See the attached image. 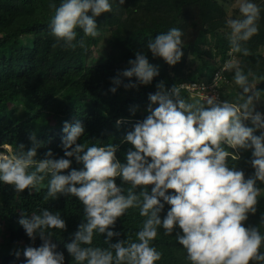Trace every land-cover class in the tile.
Segmentation results:
<instances>
[{
  "label": "clouds",
  "instance_id": "9594fccd",
  "mask_svg": "<svg viewBox=\"0 0 264 264\" xmlns=\"http://www.w3.org/2000/svg\"><path fill=\"white\" fill-rule=\"evenodd\" d=\"M114 2L121 6L125 0H60L58 6L49 0V8L54 9L49 20L53 47L83 48V36L98 35L95 17L110 13ZM234 6L240 15L225 21L230 29L229 55L248 56L244 43L259 32L264 0H234ZM76 29L83 32L79 40ZM183 35L180 28L171 27L148 39L145 48L153 57L175 65L183 55ZM128 64L121 74L135 76L136 82L129 81L126 89L147 85L158 75V67L149 63L144 49ZM223 72L232 73L231 83L239 89L235 102L207 92L185 98L181 96L185 85L166 89L163 81L157 83L155 93L148 96L149 114L123 137L132 146L124 163L116 158V145L78 144L82 124L64 122L60 158H53L48 150L36 159L40 145L35 137L26 151L23 145L15 149L0 145L8 149L7 153L0 151V183L12 185L16 192L27 188L29 193H39L47 177L44 200L55 199L57 194L78 198L83 222L65 245L73 264H156L162 253L151 242L158 229H163L164 236L174 234L188 264H264V233L260 231L264 213L259 224L244 223L257 211V197L262 192L257 182L264 183V114L254 111L259 91L249 77L258 78L250 69L245 73L235 56L223 63L214 79L222 80ZM112 84L115 86L109 91L114 93L121 81L115 77ZM120 123L118 119L116 124ZM257 130L259 135H254ZM240 149H252L253 172L247 178L243 170L229 166V158L239 159ZM69 158L83 167L70 169ZM65 169L70 170L64 173ZM117 177L129 185L126 190L116 184ZM138 186L139 192L135 191ZM165 205L169 207L161 217ZM129 209H137L143 218L135 240L128 237L111 243L120 236L112 230L117 218ZM18 223L30 239L42 241L38 247L24 248L23 264H64L63 253L50 242L53 229L66 227L59 213L45 208L30 215L22 211ZM94 233L105 234L106 247L93 245ZM15 255L19 257L20 251Z\"/></svg>",
  "mask_w": 264,
  "mask_h": 264
},
{
  "label": "trees",
  "instance_id": "16d2710c",
  "mask_svg": "<svg viewBox=\"0 0 264 264\" xmlns=\"http://www.w3.org/2000/svg\"><path fill=\"white\" fill-rule=\"evenodd\" d=\"M59 2L55 0L57 6ZM48 5L49 0H0V145H8L12 149L23 145L26 151L32 147L31 137H35L40 145L36 150V159L43 158L48 150H51L53 158L62 157L64 122L70 125L79 122L84 132L78 138V144L116 145V158L124 163L125 155L132 146L123 141V137L137 121L149 114L147 112L142 115L141 112L147 109L148 96L155 93L157 83L163 81L167 89L181 82L208 76L211 78L213 70L205 64H201L203 69L196 75L183 77L179 71L183 55L173 65L169 75L167 63L160 57H153L145 48L148 39H154L160 32L174 27L183 6L197 5L204 32L210 39H214L219 56L218 67L232 56H237L240 61L238 55L246 58L240 53L228 55L229 41L218 32L223 28V20H217L220 9L214 0H125L121 6L114 2L110 13H101L95 17L98 28L96 37L83 36V32L76 29L77 40L83 36L85 46H77L75 49L59 45L53 47L55 37L49 28V20L54 9L44 10L43 7ZM115 10L126 13L124 22L118 21L113 14ZM258 24V34L244 43L250 52H255L260 45L264 46V11L261 12ZM116 42L127 47V60L134 59L135 53L144 49L149 63L158 67V75L153 77L151 83L136 88L124 87L129 81L136 82V77H124L121 74L130 67L127 60L123 66V59L118 54L106 57V52L116 50ZM92 47L101 53L94 65L89 66L86 60L91 55ZM191 47L195 53L201 54L196 44ZM110 58L115 60L114 68L108 66ZM244 71L248 72L247 69ZM226 74L231 81L232 73ZM115 77L120 79L121 84L116 86L113 93L109 89L115 86L112 84ZM225 93H220L221 100L227 98ZM181 96L188 97L183 90ZM233 96L230 93L231 99L226 100H232ZM118 119L121 121L119 125L116 124ZM254 135H259V130ZM0 151L7 153L3 147H0ZM251 152L252 149H240L238 160L231 161L229 158V166L234 164L237 169L243 170L246 178L253 172L250 165ZM69 159L72 161L70 169L79 170L83 167L74 158ZM70 169L63 171L67 173ZM115 182L125 190L129 187L119 177L115 178ZM42 185L39 193H29L27 188L16 192L12 185L0 183V213L10 212L12 215L5 239L0 237V264H23L26 259L23 256L24 248L41 245L39 237L30 239L18 223L22 211L30 215L33 211L38 213L40 208L53 214L59 213L65 221V229H53L54 235L50 242L56 245V251L63 253L64 264H73V258L65 245L72 241L77 226L83 222V206L77 197L70 194H57L55 199L44 200L47 177ZM257 186L264 191V183L258 181ZM151 187L147 186V190L150 191ZM135 191L139 192L140 186ZM257 200V211L249 215L244 222L245 226L259 224L260 215L264 213V195L258 196ZM168 207L165 205L161 217ZM142 219L137 209H129L125 215L117 218L112 230L119 231L120 236L113 237L110 242L115 243L117 239L128 237L135 240V232ZM260 231L264 233V225H260ZM104 238L105 234L94 233L93 245L106 247L103 244ZM151 243L162 253L156 264H188L184 259V250L176 243L174 234L164 236L163 229H158V235ZM17 250L20 251L19 257L15 255Z\"/></svg>",
  "mask_w": 264,
  "mask_h": 264
},
{
  "label": "rangeland",
  "instance_id": "374dc122",
  "mask_svg": "<svg viewBox=\"0 0 264 264\" xmlns=\"http://www.w3.org/2000/svg\"><path fill=\"white\" fill-rule=\"evenodd\" d=\"M214 2L216 3L217 7L220 9V12L217 15V20H221V21L223 20V28H221L218 32H220L222 37L228 40V34L230 33V29L227 27L225 21L228 18H237L240 15L238 11V7L234 6V0H219V2L218 0H214ZM45 8H48L47 11L50 9L49 5L43 7L44 10ZM178 13H179L178 18L174 23V27L180 28L184 33L182 37L184 41L182 46L184 50L183 58L179 66V71L181 75L183 77L196 75L198 72H200L203 69L201 64H205L210 68V70L212 69L214 72L215 71L214 69L218 67L219 64L218 63L219 56L215 49L214 39H210L209 35L204 32V28L200 21L197 5L183 6ZM113 14L116 15L120 23L124 22L126 19L125 12L121 13L120 11L115 10ZM193 44H196L198 46L201 54L195 53V51L191 47ZM91 50H92L91 55L86 60V64L89 66L94 65L95 59L96 58L98 59L99 54L101 53L98 52L93 47L91 48ZM127 52L128 49L123 43L116 42V50H113L112 52L111 51L106 52V57L108 58L113 54H118L120 58L123 59L121 64L125 66L126 63L128 62ZM238 56L241 58L242 68L244 70L250 69L252 72H254L253 76L258 78L256 80H253V77L251 76L249 77V79L256 84L255 87L259 91V99L254 101V111H258L264 114V46L261 45L258 46V49L255 52L249 51V55L246 56L245 59L240 55ZM125 60H127V62ZM114 64H115V60L110 58L108 61L109 68H114ZM252 66H255V69H252ZM166 69L169 75H171V72L173 70V65L169 66L167 64ZM205 78L206 77L202 79ZM209 78L210 76H208L206 79ZM222 91L226 92L225 93V96H227L226 99H231L230 93H233L234 96L230 101L235 102V98L237 96L239 89L229 80V83L228 85H226V88L225 89L221 88V92ZM192 94L193 93H187L188 96L187 98H190ZM147 112H148L147 109H144V111H142L141 114L145 115V113ZM244 123L247 126H251L247 121H245ZM4 150L7 151L8 149L4 148ZM261 195L262 196L264 195V191L261 192ZM11 216L12 215L10 212L0 213V237L2 239H5L6 228Z\"/></svg>",
  "mask_w": 264,
  "mask_h": 264
},
{
  "label": "built area",
  "instance_id": "2783aa9c",
  "mask_svg": "<svg viewBox=\"0 0 264 264\" xmlns=\"http://www.w3.org/2000/svg\"><path fill=\"white\" fill-rule=\"evenodd\" d=\"M222 65H220L215 69L210 79L205 78V79H198L195 81H186V82H181L178 85L181 84L185 85V87L182 88L181 90L186 91V93H203V92H207L208 94L215 93L218 96V98L221 99V95H220L221 88L223 86L228 85L229 83V79L226 74L227 72L221 73L223 77L222 80H215L214 78L216 73L219 72ZM225 81H227V83ZM192 85H196L197 87L191 88ZM201 85L203 86V88L200 87Z\"/></svg>",
  "mask_w": 264,
  "mask_h": 264
}]
</instances>
